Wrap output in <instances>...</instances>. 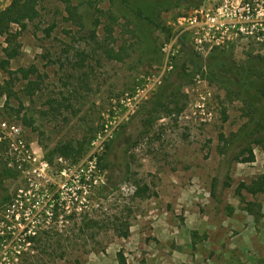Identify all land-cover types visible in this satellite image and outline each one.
I'll use <instances>...</instances> for the list:
<instances>
[{"label":"rangeland","instance_id":"1","mask_svg":"<svg viewBox=\"0 0 264 264\" xmlns=\"http://www.w3.org/2000/svg\"><path fill=\"white\" fill-rule=\"evenodd\" d=\"M9 3L0 0V10ZM68 6L79 16L69 17ZM37 10L25 28L12 24L0 35V63L5 49L18 53L9 65L11 96L0 94V124L20 126L36 155L23 173L0 145V160L18 173L3 186L19 194L28 175L38 193L29 214L47 209L57 191L63 210L43 221L14 212L15 200L0 204V264L31 262L20 235L26 225L67 247L63 258L53 255L59 264H118L119 250L127 264H264V191L251 195L243 186L264 173V120L252 127L264 116V100L253 94L264 89V0H38ZM190 16L197 26L216 16L224 25L202 54L190 25L180 24ZM93 35L121 60H110ZM31 66L37 73L27 91L18 69ZM7 78L0 69V84ZM138 82L149 85L135 114L103 131ZM64 140L84 141L86 153L75 165L49 164L44 150ZM248 149L254 160L242 162ZM40 160L48 163L41 176L33 171ZM121 211L126 239L105 228L94 238L78 234L82 221Z\"/></svg>","mask_w":264,"mask_h":264},{"label":"trees","instance_id":"2","mask_svg":"<svg viewBox=\"0 0 264 264\" xmlns=\"http://www.w3.org/2000/svg\"><path fill=\"white\" fill-rule=\"evenodd\" d=\"M37 1L38 0H10V3L7 7H5L3 10H0V35H6L8 34L10 30V26L12 24H16L22 28H25L26 22H32L34 21L38 16V10H37ZM72 8V9H71ZM67 7V13L69 17H72L74 15L79 16L75 6ZM81 17V16H80ZM79 17V18H80ZM117 17H114L113 15L109 16V20L111 23H114L116 21ZM95 26H98V22L95 23ZM51 29H47V33L50 32ZM106 33L109 34L111 37L113 32V27L110 25L109 28L105 29ZM94 43L96 44V47L101 49L103 53L110 59H116L121 60L120 53L118 51H115L113 48L107 49L103 46V43L96 39L97 37H94L93 35ZM4 54L6 59L2 60L0 63V69L3 71V73L8 75V78L3 81L2 84H0V94H5L8 97L11 96L12 90H13V75L16 73V71L12 72L9 69L10 60L15 58L17 56V51L14 49H5ZM37 69L34 66H31L27 69L19 68L18 72L21 74V78L27 81V91L30 90V84H35V81L30 80V76L32 74H36ZM220 71V70H219ZM37 76V75H36ZM34 90V89H33ZM253 93L257 98L264 100V89L260 90L259 88H255ZM264 120V116H260L259 119H254L252 127H254L255 124H259L258 121ZM256 122V123H255ZM260 126V125H258ZM86 148L84 146V141H78V140H64L56 143L53 147L49 149H45V158L49 164L53 162L54 158H58L60 161H68L72 163L73 165L77 164L82 156L86 153ZM248 155L247 157L242 159V162H252L254 160V155L251 149H248L247 151ZM100 165V163H99ZM59 171H62V167L59 169ZM18 173L15 172L12 169H9L6 167L5 163H3L2 160H0V204H4L9 202L10 200H15L17 193L14 194L8 193V189L3 186V181L5 179L13 178L17 179ZM83 177H80L78 182L80 183ZM23 189L24 191L30 190L31 186L29 187L28 181H23ZM116 183L111 184V186L103 187L102 190H107L108 188L115 187ZM36 185V183H35ZM244 188L247 189V191L251 195H257L258 193H262L264 191V173L260 174L257 178H255L250 185H243ZM140 190V189H139ZM138 189L135 191V196H140ZM33 193H36L35 190H31ZM37 194V193H36ZM62 195L60 191H57L52 195V197L47 201L48 208L42 209L39 212L32 210L31 213H28V218L33 215L32 218L34 219H41L43 221H46L47 216L49 219H58L62 212V204L61 203ZM20 201L22 202L21 206V214L23 213V210L26 209L28 206V201L24 196H21ZM61 207V208H60ZM249 214L253 215L255 214L253 209L248 207L247 208ZM48 214V215H47ZM105 217L94 218L91 217L87 219L86 221H82V225H80L77 229L78 234H87L90 232L91 238H94L99 231H101L102 228H105L106 230L112 231L117 237L126 239L129 236L130 233V224L129 221H127L126 217L123 216L122 211L119 213H116L114 215H104ZM31 218V219H32ZM2 219L0 218V222ZM25 222V221H24ZM47 235V231H39V229L30 230L29 225L25 226L21 230V234L24 237V243L27 244L29 255L28 261L31 260L28 264H59L58 261L53 259V255L59 254L60 257L63 258L66 250V246L63 244H58L57 247L59 248V251H57V247L53 246L49 239H42L41 235ZM59 235V234H58ZM58 243V242H57ZM87 245H83V248H87ZM76 247L80 248L79 245H76ZM59 252V253H57ZM43 255H49L50 258L45 259L44 257H41ZM117 262L118 264H127L126 258L124 256V253L122 250H119L116 254ZM17 261L19 260L16 255ZM22 261V260H20ZM16 262V261H15ZM16 264V263H13ZM20 264H24L23 261Z\"/></svg>","mask_w":264,"mask_h":264},{"label":"built area","instance_id":"3","mask_svg":"<svg viewBox=\"0 0 264 264\" xmlns=\"http://www.w3.org/2000/svg\"><path fill=\"white\" fill-rule=\"evenodd\" d=\"M182 22L185 24L190 25V27H187V30H190L192 33V38H193V44L194 48L197 50L198 53L202 54L205 52L207 49L212 48L213 44H216L219 41V38L221 35L224 34L223 32V26L220 23H218V17L216 16V19H207L202 25H199L197 22L196 17H182L181 18ZM210 20L213 22L210 23ZM195 26H197L195 28ZM229 28H235V25H228ZM228 28V29H229ZM227 27L225 30H228ZM204 32L207 35H211V38L202 36L201 33ZM220 36V37H219ZM208 38V39H207ZM170 50V48H169ZM163 51H166V47H163ZM173 55V53L171 54ZM147 81V80H146ZM201 80H198V83H200ZM202 83V82H201ZM149 83H141L138 82L132 91L125 93L118 101L117 106H113L114 115H108L107 114V122L103 125L104 129L103 131L110 130V127L112 125H120L121 123L126 122L139 108L140 104L142 101L146 98V93L148 88ZM211 96V93L208 91L206 92L203 96H201V102H200V108L202 111V114H205L204 112V107H205V101L206 99ZM209 114V113H208ZM207 114V115H208ZM110 132V131H109ZM23 129L15 124H9L7 122H2L0 124V145H4V148L6 149L7 153L12 155L13 157H10L11 161L13 163L15 162L16 166L22 170V172H29L27 169L30 168L29 164L32 161H36V155L35 151L31 150V147H27L25 140L23 138ZM33 145V142L30 143V146ZM29 167V168H28ZM48 168V163L44 160L39 161V166L34 168L33 171L36 172L38 170L37 175L41 176V173L39 172H44V170ZM25 179L28 182H31L32 179L28 175L25 176ZM21 190V193L16 195L15 203H12L14 207H16L15 211L21 215V206L22 202L20 201L21 196L24 195L26 200L28 202L32 201L35 196L38 195V193H33L30 190L24 191V189H19ZM32 195V196H31ZM36 203V202H35ZM28 209L29 207L27 206L25 210H23L22 215L28 218ZM16 215V213H15ZM14 213L12 214V218H15ZM29 219V218H28ZM23 222H18L20 225L25 224L26 219H21ZM3 219L0 223H3ZM23 223V224H22ZM27 226V225H26ZM25 227V226H24ZM23 227V228H24Z\"/></svg>","mask_w":264,"mask_h":264}]
</instances>
